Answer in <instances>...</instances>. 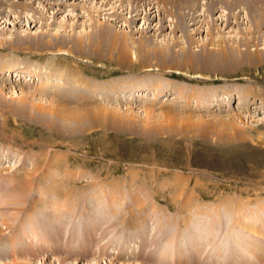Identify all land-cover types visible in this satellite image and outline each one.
I'll list each match as a JSON object with an SVG mask.
<instances>
[{"label":"rangeland","instance_id":"obj_1","mask_svg":"<svg viewBox=\"0 0 264 264\" xmlns=\"http://www.w3.org/2000/svg\"><path fill=\"white\" fill-rule=\"evenodd\" d=\"M18 1H34L40 8L46 2ZM62 1L87 4L89 0ZM90 1L89 5L100 9L103 0ZM151 2L160 11L151 16L153 28L145 32L147 21L133 17L127 22L132 34L124 23L113 24L108 14L80 16L82 12L71 11V6H63L57 24L44 28L25 21L15 24L16 16L10 14L6 22L0 21V53L5 56L0 63L12 59L21 76L29 79L27 67L40 72L50 68V61L62 65L64 55H58L53 46L39 55L21 50L23 45L13 49L19 40L14 35L46 33L54 42V34H66L65 39L75 42L73 36L84 39L94 30L91 25L101 26L106 31L102 43L97 38L95 53L101 56L97 62L103 68L92 60L84 64L87 70L83 73L105 83L120 76L109 65L124 66L115 48L118 41L110 43L114 38L126 33L137 37L138 32L166 50L173 41V24L183 20L190 24L195 17L194 26L204 25L197 32L190 30L197 41H206V23L212 22L214 36L226 38L224 46L239 43L244 49L242 44L248 43L241 51L252 54L257 64L243 63V68L229 75L202 73L207 79L200 85L220 82L213 78L216 74L228 80L209 85L216 91L210 94L214 107L205 106V100L196 106L197 97L188 95L191 90L182 92L186 98H174L181 97L174 79L185 78L183 74H166L167 78L159 74L156 85L136 86L120 100L105 98L114 95L108 89L119 85L109 81L94 93L99 98L78 103L56 99V86L62 85L57 73L47 78L40 72L38 79L21 83L15 72H7L0 64V197L4 201L0 215L9 220L8 226L11 218L16 219L6 230L0 224L4 231L0 234V264H188L184 260L193 257L191 264H264V0ZM160 19L165 26L156 36ZM67 43L62 47L72 46ZM103 43L107 44L102 47ZM210 49L222 51L216 45ZM87 54L93 55L91 51ZM131 70L141 73L139 66L125 71ZM139 73H134L138 79ZM196 80L191 85H198ZM167 82L169 86L163 85ZM44 84L51 85L55 95H40ZM238 87L250 96L237 97L241 94ZM20 184L23 190L18 193ZM30 225L32 233L25 228ZM244 226L255 232H245ZM17 230L26 231L21 243L14 236ZM239 242H246L247 252L229 259L227 246Z\"/></svg>","mask_w":264,"mask_h":264},{"label":"bare ground","instance_id":"obj_2","mask_svg":"<svg viewBox=\"0 0 264 264\" xmlns=\"http://www.w3.org/2000/svg\"><path fill=\"white\" fill-rule=\"evenodd\" d=\"M6 1H8V2H6ZM45 1L46 2H43V4L41 3L42 8H40L38 6L39 3L37 4L34 1L30 2V3L28 1L26 3V1H18V0H5V1L0 0V21H2V23L6 22V20H8V16L10 14H13V16H16V19L14 22L15 24L16 23L21 24L22 21L23 22L25 21L28 24L32 23L33 26L38 24V25H40V27H43L44 25L46 27V25L50 26V25H54L55 23L57 24V21H56L57 15L59 12H61V9L63 8V6H64V8H65V6H68V7L71 6V11L76 12V13L82 12L80 16H83L85 14L88 16L91 13L92 14L96 13L99 16L101 14H108V16H111L110 18L113 21V24L124 23V26L126 28H130V30H131V26L127 22L129 20H131L133 17H136L137 20H139L141 18V19H143V21H145V20L147 21V25L145 26L144 31L149 32V30L151 28H153L152 24H151V16L153 17L152 14L155 12V13H158V15H159V13H160V11L157 10L158 8L154 10V8H156L157 6L153 5L155 2H151V0H145V2L143 0H116L112 3H111V0H103L100 3V5L98 6L100 9H96L95 5H93V6L89 5V4H92V2H93L90 0L88 1L87 4H85V3H74V2H72L70 4H66V3H63L64 1H62V0H45ZM146 1H150V2H146ZM163 2H165V0H163ZM114 3H118V4L114 5ZM7 4H9V5H7ZM34 4H37V5L33 6ZM106 6H108V7H106ZM2 7H4L6 10L3 9ZM108 10L110 12H108ZM118 10H120V11L118 12ZM48 11H50L49 12L50 14L48 13ZM46 13H48L49 16L46 15ZM24 15H26V17H27L26 20H23ZM156 16H157V14H154V17H156ZM194 18L195 17H191L192 23H190V24L186 20H183L179 23L173 24V26L171 27V32L173 33V41L171 44H169L167 46L166 50L158 49V44L156 42H154L150 38H147V39L142 38L141 34L138 32H136V34H138L137 37H134V35H130V33L131 34L133 33L132 30L129 33V35H127V33L124 35H121V37L118 40L114 38L110 43L118 41L119 45L116 46L115 48L118 52L121 53L118 57L121 60V62L124 64V66H121L120 68L117 66H115V67H111L110 65L108 66L109 69H112V68L117 69V71L120 72V74H119L120 76H118L116 79L113 77L114 79H112V80H108V81L106 80L105 83L114 80V81H117L119 85L115 86L114 88L108 89V91L112 92L114 95H112V97L110 95H108V96H105V98L117 97L116 99L120 100L123 98V95L127 94V92H128V94H131V93H129V90H131L132 88H134L136 86H138L139 88H141V87L143 88V87L149 86L151 84L156 85V83H158L161 80V77L159 74L166 77V74L167 75H174L173 73H177L180 75L183 74L182 76H185V78L178 77L177 79L176 78L174 79V80L179 81V82H177V81L176 82L173 81V82H174V84L179 85V91L181 94V97L180 96L179 97L174 96V98L178 99V101L183 99V98H186L187 94L183 95L182 92H184V91L187 92V91L191 90V92H189L188 95L190 96V98L197 97L195 99V105L196 106H198V104L203 100H205V103H203V104H205V106H207V105L209 106V104H211L210 99H211V97H213V95H210V94L212 93V91L214 92V94H216V91L213 90L212 88H209V85H211L212 83L216 84V83L223 82L225 80V78L221 74H216V75L212 74L213 78L214 79L216 78V80L219 79L220 82H216V81L214 82L213 81L212 83H209V84H206L204 82L205 84L200 85L201 81H205L207 79L205 77V74H202V73H204L205 71H208V72L209 71L210 72L216 71L219 73L225 72V73H227V75H229L230 71L235 72L236 70L243 68L244 67V66L242 67L243 63H248L249 65H256L257 64V63H255V61H253L252 54H250L247 51H241V50H245L248 47V43L245 42L242 44L245 47L244 49L240 48L239 43H235L234 45L233 44H226L224 46V44L226 43V38H224V37L216 38L214 36V32L212 30L213 29V23L212 22L206 23L207 24L206 34L208 36L206 41H204V42L197 41L191 32L192 31H195V32L199 31V29L201 27H203L204 25L198 24V25L194 26L196 24V21ZM10 19H11V17H10ZM48 20H49V22H48ZM11 22H13V21H11ZM159 22H160L159 25H157V26H155L156 24L154 25L155 26L154 33L159 31V33L156 36H158L160 34L163 27L165 26L162 24L161 19ZM225 22H226L225 24L227 25L228 22L227 21H225ZM191 26H194V28H191ZM90 27L92 29H94L93 32L89 36L85 35L84 39L79 37V36H73V37H75L74 38L75 42H72V41L65 39V37H69L66 34L65 35L54 34V36H53V38H55L54 42H52V40L49 38V35L46 33H41V34H36V35H33V34H31V35H19V36L16 35L17 37L14 35L12 38H19V40H18V44L13 49H20L19 45H23L21 47V50L25 49L27 51V53H29L30 55H33V54L39 55V53L43 54V51H46V50L50 51L47 48H49V47L52 48V46H53L54 49H56V52L58 55H60V54L64 55L60 58L62 65L53 64L52 61H50V68L45 67L44 70L40 71L41 73L38 71L34 72L36 70L35 67L30 66V68H29V67H27V65L24 66V67H27L29 70H27V69L26 70L31 73V74L29 73L30 74L29 79L27 78V75L21 76V73L18 72L19 71L18 67L14 66L12 59H10L4 63H0V64L4 65L3 66V67H5L4 70H6L7 72H9V73L15 72L16 73L15 77H17L19 79V81H21V83L23 81H30L31 77H35V79L37 77V79H38V76H40V74H43V76L49 78L48 75H51V77H52L53 73H57V76H60V77H58V79L61 78L60 80L62 81V85L56 86L57 91H58L57 93L59 94L56 97V99L66 100V101H70V102L71 101L78 102V100L81 101L84 99L96 100L98 96L95 99L94 93H97V90L103 89L102 84H105V83L100 81V80H97V77H93L92 75H91L92 77L85 75V72L83 73V71L87 70V67L85 66V65H87L86 64L87 62L93 63L94 61L97 62L101 59V56L96 54L95 50L97 49V45L99 44L97 42V38L100 39L101 43L103 42V40L101 39V36L105 33L106 28L100 30L101 26L95 27L94 25H91ZM190 30H191V32H190ZM152 36H155V34L152 33ZM46 39H48V40L45 42L44 40H46ZM69 39H71V38H69ZM180 39L183 40V43L181 42ZM8 41H6L5 43L7 44ZM67 42L72 43V46H66L65 45V47H62V43L65 44ZM106 44L107 43H103L102 47H104ZM59 45H61V46H59ZM181 45H183V46H181ZM215 45H216V48L222 49V51L220 52V51L216 50V51H214L215 52L214 53L210 48H213ZM191 47L192 48L196 47V49H194V51H191L190 50ZM2 49H3V40H2V38H0V50L2 51ZM195 50H197V51H195ZM88 51H91V53L93 55H88L87 54ZM3 57H5V56H3L0 53V58H3ZM92 60H94V61H92ZM35 61H37V60H35ZM82 62H84V63L82 64ZM131 63H133V64L130 67L124 69V67H127V65L131 64ZM245 65H247V64H245ZM97 66L103 68V63L97 62ZM136 66L140 67L141 73H139V70H137V71L131 70V72L125 71V70H130L132 67H136ZM24 67L22 66V68H24ZM31 67H32V69H31ZM39 68L41 69V67H38L37 69H39ZM216 69H218V70H216ZM250 70H252V69H250ZM27 71H25V72H27ZM220 71H222V72H220ZM135 72H138L140 74L139 79L137 77H135L136 76L134 74ZM192 72L195 74H191ZM196 72H197V74H196ZM90 74H92V73H90ZM110 74H112V72ZM123 74H125L126 77L123 76ZM54 75H56V74H54ZM104 75L108 76L107 73ZM129 76H133V77H129ZM153 77L156 78L155 81H152ZM21 78H23V79L27 78L28 80L27 79L21 80ZM104 78H105V76H104ZM194 78L195 79L197 78L196 84H198V85H193V84L191 85V83H193L195 80ZM208 78H211V77L208 76ZM234 78H236L237 80L241 79L240 77H234ZM234 78H233V80H234ZM243 78H245V77H243ZM14 81H15V78H14ZM16 81H17V79H16ZM32 81H33V78H32ZM209 81H210V79H209ZM227 81L228 80L226 79L225 82H227ZM184 83L187 85L184 86L183 85ZM169 84H170V82H167V83H164L163 85L169 86ZM211 86H214V85H211ZM56 87H53V88H56ZM184 87H185V89H184ZM51 88H52L51 85L47 86V84H44L43 86H41L39 88L38 93H40V95H44V96L52 95V94L55 95L56 91L54 89H51ZM227 88H229V87H227ZM238 88H239V92L241 94H238L237 97L242 96V94H244V93L247 94V96H250L251 93L249 91L242 93L243 89H241L240 87H238ZM227 90H228V92L233 91L232 89H227ZM22 92H24V91H22ZM24 93H25L24 95L33 96V94H30L28 92H24ZM233 97H235V95ZM130 99H131V97H130ZM211 105L213 106V104H211ZM211 105H210V107H211ZM102 109H104V108H102ZM32 178H33V176H32ZM12 182H13V180H12ZM30 184H31V180H30ZM21 185L22 184H20L18 186V193H21V191L23 190V188H21ZM0 190H1V188H0ZM16 191H17V189L15 190L14 193H16ZM1 198L2 197H0V203H3L4 201H2ZM97 202L98 203L101 202L100 199ZM4 205H7V204L4 203ZM50 215H52V214H50ZM49 217H50L49 225L48 224H46V225H48L49 230H51L52 226H50V225H53V224H51V222H52L51 216H49ZM9 218H11V217H9ZM14 219L13 218L10 219L11 225L8 226L6 222L9 220L5 218V215H4V217L0 215V222H1L0 224H2L3 226L5 225L4 230H6L9 227H11L13 225V223L16 221V219L15 220ZM40 220H39V223L42 222ZM38 224H36V226ZM36 226H34V228H36ZM25 228L28 230L29 233L30 232L32 233L33 227L31 225L27 226ZM244 228H245L244 229L245 232L246 231L252 232V234H253V232H255V229H253L254 231L253 230L250 231L249 229H251V228L248 229L245 226H244ZM40 229H42V227H40ZM46 229H47V227H46ZM242 230H243V227H242ZM3 232L4 231H0V234H3ZM24 232H26V231L24 230L22 232V231L17 230L14 233V236H17V240H19L20 243L22 242L21 234H23ZM232 232H234L235 236L237 237V234H238L237 231L234 230ZM37 234H39V233H37ZM34 235H35V233H33L31 236L34 237ZM242 235L246 236L245 233H243ZM31 236H28L29 240H30ZM181 236H183V234ZM40 237L41 236H39V238ZM231 239L234 242H236V238H234L233 236H231ZM243 241H247L245 239V237L243 238ZM42 242H43V240H42ZM248 243H249V246L252 245V243L251 244H250V242H248ZM238 244H235L233 246L232 245L227 246L229 248V252L227 253L229 259L230 258L238 259L237 256H239V255L241 256V254H244V252L245 253L247 252V250H245L246 242H243L242 245L240 243V246ZM16 246H15V248H16ZM193 246L194 245H192L191 247H193ZM174 249H175V246H174ZM171 250H173V249H171ZM180 250H184V248H180ZM14 252H16V250ZM11 253H12V251H11ZM132 254L134 255V253H132ZM183 254H184V251L181 253V255H183ZM249 255H250V252L248 251V256ZM190 259H195V258L194 257L188 258L184 261L188 264H191L189 262ZM196 260H198L197 257H196ZM204 263L208 264L205 261H204Z\"/></svg>","mask_w":264,"mask_h":264}]
</instances>
